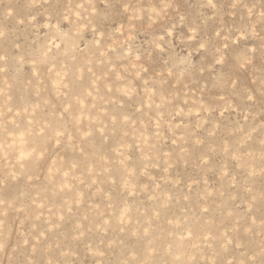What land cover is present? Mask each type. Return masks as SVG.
Returning a JSON list of instances; mask_svg holds the SVG:
<instances>
[{
	"label": "rangeland",
	"instance_id": "obj_1",
	"mask_svg": "<svg viewBox=\"0 0 264 264\" xmlns=\"http://www.w3.org/2000/svg\"><path fill=\"white\" fill-rule=\"evenodd\" d=\"M264 0H0V264H261Z\"/></svg>",
	"mask_w": 264,
	"mask_h": 264
},
{
	"label": "snow or ice",
	"instance_id": "obj_2",
	"mask_svg": "<svg viewBox=\"0 0 264 264\" xmlns=\"http://www.w3.org/2000/svg\"><path fill=\"white\" fill-rule=\"evenodd\" d=\"M209 3H211V0H209ZM261 264H264V261H261Z\"/></svg>",
	"mask_w": 264,
	"mask_h": 264
}]
</instances>
